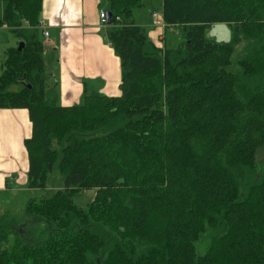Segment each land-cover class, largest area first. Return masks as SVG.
<instances>
[{
    "label": "trees",
    "instance_id": "1",
    "mask_svg": "<svg viewBox=\"0 0 264 264\" xmlns=\"http://www.w3.org/2000/svg\"><path fill=\"white\" fill-rule=\"evenodd\" d=\"M104 1L122 94L62 106L43 0H0V27L24 43L7 52L0 108L29 110L28 187L53 190L23 222L0 217V264H264V0H162L176 47L136 23L143 0ZM215 23L231 42L208 37Z\"/></svg>",
    "mask_w": 264,
    "mask_h": 264
},
{
    "label": "crops",
    "instance_id": "2",
    "mask_svg": "<svg viewBox=\"0 0 264 264\" xmlns=\"http://www.w3.org/2000/svg\"><path fill=\"white\" fill-rule=\"evenodd\" d=\"M105 5L104 0H43L41 20L50 33L46 39L42 30L46 68L62 106L80 104L87 90L109 97L122 94L121 59L108 39L107 24L100 17L101 11L107 10ZM160 13V21L150 16L149 21L136 23L145 27L150 24L148 34L158 47L164 43L172 47L168 31L178 33L175 27L166 30ZM32 133L28 109L0 108V196L30 191L25 140Z\"/></svg>",
    "mask_w": 264,
    "mask_h": 264
},
{
    "label": "rangeland",
    "instance_id": "3",
    "mask_svg": "<svg viewBox=\"0 0 264 264\" xmlns=\"http://www.w3.org/2000/svg\"><path fill=\"white\" fill-rule=\"evenodd\" d=\"M104 2L106 3V1ZM106 5L108 4L106 3ZM161 11L162 0H143V6L135 9V19L140 23L146 22L150 20V16L153 17L155 12L159 14ZM153 19L154 21H160L161 17H157L156 19L153 17ZM149 27H151L150 24L146 26L148 31L150 30ZM207 33L210 39L217 42L226 43L232 41L233 28L228 23H215L209 26ZM168 37L171 42L170 45L172 47H176L177 41H180V35H177L175 31H168ZM21 41V37L14 31L5 27H0V74L3 71V63L6 59L7 52L11 48L19 47ZM244 46L245 42L237 46L233 56L234 62L241 58V54H243L244 51ZM17 88L18 86L12 87V89ZM258 159H264V149L259 152ZM58 185L59 184L57 183H53L51 184V187H56ZM52 192V188L33 189L25 192L13 191L11 193L5 194L4 196H0V217L8 214L11 217H16L17 222L21 223L24 221V217L26 216V206L28 201L31 199L47 197L51 195ZM97 194L98 191L94 188L84 189L75 196V202L79 206L87 207L96 199Z\"/></svg>",
    "mask_w": 264,
    "mask_h": 264
},
{
    "label": "built area",
    "instance_id": "4",
    "mask_svg": "<svg viewBox=\"0 0 264 264\" xmlns=\"http://www.w3.org/2000/svg\"><path fill=\"white\" fill-rule=\"evenodd\" d=\"M160 15H161L160 13L158 14L157 12H155L153 14V17L156 19L157 17H160ZM100 17H101L103 24L108 23V13L106 11H104V10L101 11ZM39 27L43 30V34H44L45 38L49 39L50 33L45 29V22L43 20H40Z\"/></svg>",
    "mask_w": 264,
    "mask_h": 264
},
{
    "label": "water",
    "instance_id": "5",
    "mask_svg": "<svg viewBox=\"0 0 264 264\" xmlns=\"http://www.w3.org/2000/svg\"><path fill=\"white\" fill-rule=\"evenodd\" d=\"M111 16H112V14H111V12H109L108 13V23L110 22ZM23 46H24V43L21 42L20 45H19V49L21 50L23 48Z\"/></svg>",
    "mask_w": 264,
    "mask_h": 264
}]
</instances>
